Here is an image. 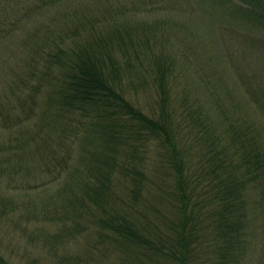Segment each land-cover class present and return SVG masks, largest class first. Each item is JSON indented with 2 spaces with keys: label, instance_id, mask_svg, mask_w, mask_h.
I'll use <instances>...</instances> for the list:
<instances>
[{
  "label": "trees",
  "instance_id": "trees-1",
  "mask_svg": "<svg viewBox=\"0 0 264 264\" xmlns=\"http://www.w3.org/2000/svg\"><path fill=\"white\" fill-rule=\"evenodd\" d=\"M198 1L260 32L255 39L264 44V0ZM67 7L69 0H0V38L56 13L35 22L41 29L27 77L54 82L49 102L67 122L58 137L81 130L90 143L75 168L76 191L64 201L94 239L82 264H244L252 197L264 191V146L252 128L226 123L217 134L185 98L176 106L174 60L150 55L145 30L137 36L111 18L89 17V4L74 13H64ZM141 57L152 63L157 89L149 115L124 84ZM6 259L0 252V264Z\"/></svg>",
  "mask_w": 264,
  "mask_h": 264
},
{
  "label": "rangeland",
  "instance_id": "rangeland-1",
  "mask_svg": "<svg viewBox=\"0 0 264 264\" xmlns=\"http://www.w3.org/2000/svg\"><path fill=\"white\" fill-rule=\"evenodd\" d=\"M83 4L94 7L89 17L111 18L137 36L145 30L150 55L163 52L174 60L177 107L185 98L217 134L226 123L245 133L252 128L264 146V44L255 39L260 32L198 0H69L64 13L78 12ZM51 12L0 38V252L9 264H82L85 244H94L85 223L64 206L80 179L75 168L90 147L87 135L80 130L59 138L67 122L49 102L54 82L27 77L34 30L41 29L35 22L56 14ZM141 58L133 60L135 73L124 84L128 98L149 115L157 89L152 63ZM218 108L229 119H221ZM255 192L244 264H264V191L263 197Z\"/></svg>",
  "mask_w": 264,
  "mask_h": 264
}]
</instances>
